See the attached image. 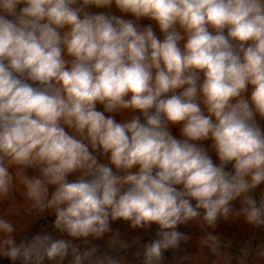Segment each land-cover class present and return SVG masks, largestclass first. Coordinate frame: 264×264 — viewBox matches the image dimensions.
<instances>
[{"label":"clouds","instance_id":"obj_1","mask_svg":"<svg viewBox=\"0 0 264 264\" xmlns=\"http://www.w3.org/2000/svg\"><path fill=\"white\" fill-rule=\"evenodd\" d=\"M258 120L264 0H0V201L19 186L30 210L53 215L71 238L18 243L0 214V258L125 264L72 242L99 240L117 220L158 227L140 264H163L190 239L178 226L192 221L214 229L242 217L264 228V194L251 195L264 185ZM108 243L130 246L118 233ZM198 245L199 256L176 264H207L204 249L213 264H232L220 236L206 232ZM256 256L264 260V244ZM248 257L241 248L236 264Z\"/></svg>","mask_w":264,"mask_h":264},{"label":"rangeland","instance_id":"obj_2","mask_svg":"<svg viewBox=\"0 0 264 264\" xmlns=\"http://www.w3.org/2000/svg\"><path fill=\"white\" fill-rule=\"evenodd\" d=\"M140 23L142 25H146L149 21L143 20ZM97 107L98 110H103L102 106L98 105ZM122 115L127 114H116L115 119L117 121L121 120ZM258 122L262 127H264V121L258 120ZM171 131L172 133L179 132V127H173L171 128ZM208 142L210 141H204L202 143L209 148L210 145ZM210 155L212 156L214 162L218 163V161H216L215 153L210 151ZM26 174L29 177H33L37 176L39 173L38 170L27 169ZM76 178L75 174L68 177L70 181ZM22 191L23 189L18 186L13 189L12 195L9 198L4 201H0V214L4 215V219H11L17 227V232L14 233V238L18 243L21 240H30L33 235L42 232H49L54 238L71 239L67 237L66 234L62 235L55 231L52 227L55 219L53 215H49L47 212L42 215L33 213L30 210L28 202L22 195ZM52 191H54V188L50 187L49 195H51ZM253 193L258 197L257 199H259L260 196L264 194V185L259 186L253 191ZM233 208L239 210V200L233 202ZM111 229L112 232L106 234L99 240L91 237L88 238L87 245L82 240H74L72 242L73 244L79 246L82 251L85 250L86 247L96 246L99 253L109 252L112 255L123 257L125 264H140L141 257L136 256V253L140 250L143 244L155 239V233L158 231V227L156 225H152L149 229H132L127 222L119 220L111 223ZM178 230L189 235L190 239L186 243H183L179 249L166 251L163 254V264H176V261L185 255L199 256L201 249L199 248L198 242L205 236L206 232H212L213 234L220 236L222 241L230 242V247L224 250L234 258L232 264H236V258L239 257L241 248L247 247L248 245L247 248L250 252V245L253 242L255 231L254 227L246 224L242 217L234 220H218L214 229L202 228L199 224L192 221L185 225H179ZM113 233H118L120 240L127 242L130 246L123 251L111 248L108 242ZM248 239H250V241L247 243ZM136 241L139 243H136ZM262 244H264V230L261 236V241L258 245H256V248L255 245H252V247H254V251L250 255V264H264V260H259L256 256V250ZM203 255L207 264H213L215 258L208 253L207 249L203 250ZM0 264H11V262L7 258H0ZM16 264H19V261H17ZM45 264H47V261ZM65 264H68V260L65 261Z\"/></svg>","mask_w":264,"mask_h":264}]
</instances>
